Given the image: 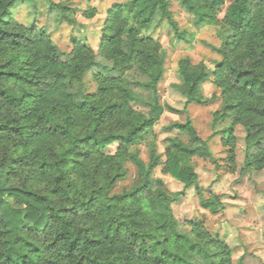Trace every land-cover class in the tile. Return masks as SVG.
<instances>
[{
  "label": "trees",
  "instance_id": "obj_1",
  "mask_svg": "<svg viewBox=\"0 0 264 264\" xmlns=\"http://www.w3.org/2000/svg\"><path fill=\"white\" fill-rule=\"evenodd\" d=\"M19 1L25 0H0V16L11 15ZM175 1L193 17L197 27L217 25L232 32L226 45L230 56L220 60L211 73L203 70L202 63L194 65L188 58L179 59L181 84L176 89L186 105L200 104L202 99L197 97L201 84L210 75L217 80L223 77L228 86L220 94L224 103L213 114V125L231 120L222 132L224 144L231 145L230 171L236 170L233 132L241 126L245 133L241 173L254 166L260 172L264 169V0ZM226 1L230 4L219 22L217 14ZM95 14L94 9L83 13L87 19ZM47 15L75 24L62 3L48 0ZM164 22L178 42L189 43L187 33L172 17L168 0H128L113 5L105 13L97 53L73 39L69 53L64 55L51 39L49 24L39 27L33 22L22 31H12L6 30V21L0 28V264H45L32 240L49 232L52 225L58 231L48 247L59 244L65 251L59 259L49 256L47 264H234L232 249L217 234L210 233L203 222L190 221L186 223L188 231L181 229L171 208L181 193H168L160 179H149L143 185L138 181L130 190L110 196L102 185L93 190L98 194L87 200H65L62 207H49L50 197L59 198L64 193V176L83 177V162L89 160V152L62 147L64 131L57 136L73 116V123L89 122L88 134L75 141L85 147L90 140L93 147L100 144L102 128L112 127L125 135L105 136V140L125 139L147 126L156 141L149 146L141 144L138 137L130 138L129 144L117 145L113 156L133 150L135 155L130 154L122 163L117 161L118 167L113 169L107 185L109 191L127 177L128 164L137 172L138 159L148 165L150 177L161 167V173L180 183L184 190L195 185L200 194L191 159L204 158L209 152L203 144L199 148L187 146L201 143L192 122L165 127L166 131L186 135L187 145L178 137H169L161 154L153 132L162 111L158 86L165 73V56L161 44L142 33ZM104 53L118 57L121 63L111 68L98 64L95 57ZM17 61L19 70L7 71ZM91 69L96 70V91L85 95L69 91L79 86L83 74ZM131 71L139 78L125 77ZM229 99L233 102L228 103ZM132 104L142 105L147 113L135 111ZM131 143L146 146L148 162L141 159L139 146L133 149ZM98 167L92 165L88 175H95ZM21 179L24 183L18 184ZM199 204L216 215L213 201L200 197ZM223 208L220 206L219 211ZM113 209L117 210L115 214ZM82 223L98 225L103 240H85L92 228L79 227ZM202 237L207 238L206 243H201Z\"/></svg>",
  "mask_w": 264,
  "mask_h": 264
},
{
  "label": "rangeland",
  "instance_id": "obj_2",
  "mask_svg": "<svg viewBox=\"0 0 264 264\" xmlns=\"http://www.w3.org/2000/svg\"><path fill=\"white\" fill-rule=\"evenodd\" d=\"M50 1L56 3L55 0ZM127 1L128 0H99L98 4H94V0H60L59 3L64 4L70 10V17L75 21L74 25L68 24L65 19L57 15L48 18V0L19 1L12 8L11 14L15 13L16 16L27 14V17L30 18L28 25H31L33 22L39 27L49 24L51 39L58 50L64 55L69 53L73 39H78L89 46L94 44V46L90 47L97 53L103 23L99 28V33L89 32L88 30L90 28H95L96 24L99 23L96 19L98 14L102 15L105 19V13L108 9L115 4ZM168 1L170 2V10L173 19L177 22L180 30L187 33L189 43L185 44L183 42H178L165 22L156 28H150L149 31L143 34L144 36H150L157 40L164 49L165 56V73L158 86L159 103L162 111L153 127V132L157 140L158 153H164L166 148L164 145L166 144V139L169 138L164 137L163 139H158V134L173 132L166 131L165 127L173 123H181L180 116L186 113H193L194 118L187 120L192 122L196 132L199 131L203 134L206 130L212 128H216V130L211 131V134L207 135V140L212 142L207 146L209 155L204 158L194 157L191 159L195 173L198 176V186L201 189L200 194H198L193 187L184 190L180 183L174 181L168 175H163L161 173V167L154 170L152 175H154L155 178L152 182L160 179L163 181L165 190L168 193H181L178 200L171 205L173 214L181 229L188 231L189 227L186 223L190 221L203 222L210 233L217 234L221 240L232 249V262L234 264H237L240 259L241 264H264V231H261L259 222L252 218V216L258 215L260 212L264 211V205H256L257 199H264V197L261 196V193L264 192V184L256 183L257 179L262 174L261 171H254L252 176H248L247 173H241L245 158V133L243 128L241 126H236L233 132L235 137V172L232 176L218 175L211 180V183L208 184L207 187H205V184L200 181L203 179L206 182L208 179V169L215 162L211 158L213 154L219 157L221 155L220 150L227 148V152L224 153V155L227 158L226 162L230 165L228 160L229 148L224 144L222 132L229 127L231 122L225 128H218L217 123L223 124L230 119L220 120L213 125V114L218 112L221 107L214 108V105L219 103V101L213 100L215 92L209 78L201 84L204 85L203 87L200 86V95L205 97L200 104L186 105V99L176 89V86L181 84L177 72L179 59L188 58L194 65L202 63V57L206 54V50L209 48L214 50L213 45L215 41L210 29L215 28L218 31L220 28L217 25L197 27L193 17L186 14L175 0ZM229 4L230 2L226 1L225 5L217 14L219 22L223 19ZM92 9L96 11L95 16L91 19L85 18L83 15L84 11ZM219 61H216L214 58V65ZM95 73V69H91L87 73L90 81L93 83V75ZM124 75L129 78H139V74L135 71L125 73ZM210 100L212 103H209ZM132 108L144 114L148 111L147 108L140 104H132ZM203 109H208V111H203ZM197 112H199V114H196ZM209 117H211V124L206 123ZM187 120L183 123L187 122ZM175 133L176 135L173 137H178L184 142L187 140L186 135L180 134L177 131H175ZM116 147L117 145L115 146V150ZM138 149L141 159L148 162L146 146L140 145ZM107 151L111 153L115 152L112 149H107ZM127 169V177L114 186L111 190V195L128 191L138 184V181L135 179L137 176L135 168L131 164H128ZM216 170L219 171V168ZM226 170H230V168ZM213 186H215L217 190V195H225L228 200L232 201L230 204H224L220 217V220H223V214L231 216V220L228 223V231L221 227H215L220 221H211L206 225L208 217L203 214L205 210L200 207L199 200L200 197L214 195ZM253 186L255 187V191L249 192V188ZM230 189H236V194L228 196L227 193ZM241 189H243L242 192L240 191ZM254 205L256 206L254 207ZM233 226H236L238 231V235L234 240L230 239V230ZM245 232H248L249 235L245 236Z\"/></svg>",
  "mask_w": 264,
  "mask_h": 264
},
{
  "label": "clouds",
  "instance_id": "obj_3",
  "mask_svg": "<svg viewBox=\"0 0 264 264\" xmlns=\"http://www.w3.org/2000/svg\"><path fill=\"white\" fill-rule=\"evenodd\" d=\"M56 3H59L60 0H55ZM99 0H94V4H98ZM96 19L99 21L98 24H96L95 28H90L89 32H96L99 33V28L101 24L103 23L104 17L102 15H97ZM8 22V29L6 30H12V31H22L24 30L28 23L30 22V18L27 17V14L22 16H16L15 13H12L8 16H0V28L4 27V23ZM211 34L214 37V45L213 50L212 48H209L206 50V54L202 57V65L204 71L211 73V71L215 70V65L213 63V60L215 58L216 61L219 60H227L228 56V48L226 47L227 41L232 37L231 30L227 28H221L218 31L215 28L210 29ZM144 33H142L143 35ZM90 46H94L90 45ZM16 52H19V49H15ZM95 60L98 64L106 65L107 67L111 68L114 64L121 63L120 59L116 56H109L107 53L97 55L95 57ZM206 66V67H205ZM19 70V63L18 61L14 63V65L7 69V71H18ZM227 73L225 72V75ZM210 82L214 81L213 83V90L215 92V97L213 100H218L219 103H216L214 105V108L221 107V105L224 103L223 100L220 99L221 92L228 86L226 83H223V77H221L220 80H217L216 77L210 76L209 77ZM220 85V86H216ZM204 85H201L203 87ZM97 84L90 81L89 76L87 73L83 74V79L80 81L79 86L73 87L69 89V91L73 92H79L81 95H85L90 92L96 91ZM99 95V94H98ZM198 99H205V97L199 95L197 97ZM233 101L231 99L228 100V103H232ZM209 103H212L210 100ZM214 110V109H213ZM203 111H208V109H203ZM69 115H72L71 112L68 113ZM196 114H199L197 112ZM231 115V114H229ZM193 113L189 112L186 113L183 116H180V121L183 123L187 119H193ZM75 120V117L73 116V121ZM73 121H69L64 129H60L57 132V136H59L60 131H64L65 135L61 137V143L62 147L64 149H74V151L78 152H89V160L84 161V167L83 171L85 175L83 177H74L65 175L64 176V185L66 186L64 189V193L62 197H50V204L49 207L52 208H59L65 205V200H68L69 202H79L81 200H87L90 195L98 194L94 193V189H99L102 185L104 186V191L107 193L108 196L111 195V191L108 190L107 185L108 182L111 180V173L114 168L118 167L119 162H124L128 160L129 155H135L134 150L131 152H123L117 154L115 156L112 155L111 152L107 151V149H112L115 151L116 145H124L129 144L128 141L131 138L132 140H135L136 138L140 137V143L146 144L149 146H154L155 142L152 137L151 133L149 132L147 126L144 128H141L139 131L134 132L133 134L127 136L125 139H114V140H105V136H114V135H125L122 131H118L115 127L112 128H102V131L100 132L101 137V143L96 144L95 147H93V141H88V147H85L83 144H76L75 141L78 140L81 136H85L88 134V123L89 122H81L79 124L73 123ZM231 121L227 120L223 124L217 123L218 128H225L229 125ZM206 123L211 124V117L206 121ZM216 128H212L209 130H206L205 133H201L199 131L196 132V135H199L201 137V143L200 144H192L187 145V140H185V144L192 148H199L201 144H203L205 147L211 144V141L207 140V135L211 134V131H215ZM147 133V134H146ZM264 135V132L261 133ZM175 130L171 133H159L158 139H163L164 137H173L175 136ZM133 144V149L135 147H138L139 145L135 143ZM167 147V144L164 145ZM228 147H231L229 145ZM221 151V155L219 157H216L215 154L211 157L215 162L209 167L208 169V179L205 182L203 179H201V183L205 184V187H207L208 184L211 183V180L214 179L218 175H227L232 176L233 173L229 169L231 166L226 162L227 158L225 157L224 153L227 152V148H224ZM99 153H103V155H100ZM4 163H7L5 160ZM138 167V174L135 177L137 181L141 185H143L146 181H149V179L154 180V175L150 177V174L148 173V165L143 164L141 161L137 159ZM92 165H99L98 168H96L95 175H88L89 170L91 169ZM219 168V171L216 169ZM101 170H105L106 174H102ZM254 171H256L255 166L253 169L249 170L247 172L248 176H252ZM261 175L257 179V184H264V169H261ZM59 174V173H57ZM24 181L21 179L18 181V184H23ZM195 187V185H193ZM241 192L243 189L240 190ZM255 187L249 188V192H254ZM236 189H230V191L227 193L228 196L236 194ZM213 197H204L205 201H213L214 206L217 208L216 215L213 216L210 211H205L203 214L208 217V220L206 221V225H208L211 221H220L219 224H216L215 227H221L224 230L228 231V223L231 220V216L228 214H223L224 219L220 220V217L222 213L219 211V207L224 204H230L232 201L228 200L225 195H218L217 196V190L215 186H213ZM137 195H140V193H137ZM166 195V193H165ZM261 196L264 197V192L261 193ZM215 197V199H214ZM105 206L107 203V196L104 200ZM256 205H264V199H257ZM254 205V207L256 206ZM117 210L113 209V214H115ZM252 218L259 222V227L261 231H264V211L260 212L258 215L252 216ZM15 223V222H14ZM32 226V225H29ZM37 227H40L39 224L36 225ZM79 227H91L92 231L89 233L88 237H85V240L88 238L103 240V233L100 231V228L98 225H89L87 223H82L79 225ZM58 231V227L56 225H52L51 230L47 232L46 234H42L38 238H34L32 240V243L40 249V255L44 258L45 264H47V260L49 256L55 257L56 259L60 258V255L62 252L65 251L64 248H61L59 244L55 245L52 248H49L48 245L52 242V239L55 237L56 232ZM167 234V233H165ZM238 235L237 227L233 226V228L230 230V239H235V237ZM245 236H248L249 233L245 232ZM160 239L163 238V236L159 237ZM205 237H202L201 243H206ZM151 241H149V244ZM139 246V243L137 244Z\"/></svg>",
  "mask_w": 264,
  "mask_h": 264
}]
</instances>
